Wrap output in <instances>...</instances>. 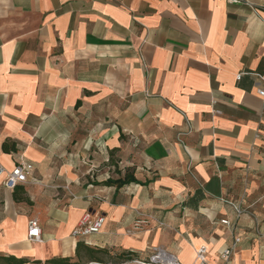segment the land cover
Returning <instances> with one entry per match:
<instances>
[{"label": "crops", "instance_id": "obj_1", "mask_svg": "<svg viewBox=\"0 0 264 264\" xmlns=\"http://www.w3.org/2000/svg\"><path fill=\"white\" fill-rule=\"evenodd\" d=\"M259 90L264 0H0V164L34 167L15 189L0 176V253L74 256L85 240L264 264ZM86 213L102 230L73 236Z\"/></svg>", "mask_w": 264, "mask_h": 264}, {"label": "built area", "instance_id": "obj_2", "mask_svg": "<svg viewBox=\"0 0 264 264\" xmlns=\"http://www.w3.org/2000/svg\"><path fill=\"white\" fill-rule=\"evenodd\" d=\"M232 2H239L240 0H231ZM260 96L264 98V90H259ZM34 167L29 162H19L13 169L8 170L0 164V176L4 178V185L8 189H15L19 184H24L28 181ZM230 203L238 216L245 213L239 205L234 202ZM105 215L99 213L92 217L90 213H86L77 228L73 230L75 237H87L92 234L99 233L105 223ZM223 223L228 224V220H222ZM28 238L33 242H43V230L37 218H31L28 224ZM240 242V238H235L232 247L226 248L222 252V257L226 261L229 260L235 246ZM205 248L197 251V259L199 264H206ZM93 264V263H92ZM118 264H183L174 253L162 247H154L148 259H136L129 262Z\"/></svg>", "mask_w": 264, "mask_h": 264}, {"label": "trees", "instance_id": "obj_3", "mask_svg": "<svg viewBox=\"0 0 264 264\" xmlns=\"http://www.w3.org/2000/svg\"><path fill=\"white\" fill-rule=\"evenodd\" d=\"M4 148L7 151L10 150L7 142L4 143ZM136 180L137 179L133 174L126 173L124 177L117 179L110 178L106 181V183L109 185L122 186L126 183L135 182ZM107 257L113 258L108 249L94 247L88 244L85 240H80L76 244L74 256H56L46 260H29L13 254L0 253V264H108V261H106ZM115 257L119 259L118 262H114L116 264L141 259L136 252L128 250L116 254Z\"/></svg>", "mask_w": 264, "mask_h": 264}, {"label": "rangeland", "instance_id": "obj_4", "mask_svg": "<svg viewBox=\"0 0 264 264\" xmlns=\"http://www.w3.org/2000/svg\"><path fill=\"white\" fill-rule=\"evenodd\" d=\"M149 255H150V253H149ZM149 255L145 259H148ZM112 256H113V258L107 257L106 261H108V264H116L114 262H118L119 261V259L117 257H115L116 255H112ZM93 264H99V263H93Z\"/></svg>", "mask_w": 264, "mask_h": 264}]
</instances>
